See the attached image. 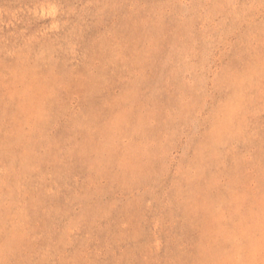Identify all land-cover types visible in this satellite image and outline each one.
<instances>
[{"label":"rangeland","instance_id":"rangeland-1","mask_svg":"<svg viewBox=\"0 0 264 264\" xmlns=\"http://www.w3.org/2000/svg\"><path fill=\"white\" fill-rule=\"evenodd\" d=\"M0 264H264V0H0Z\"/></svg>","mask_w":264,"mask_h":264}]
</instances>
